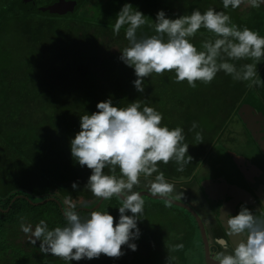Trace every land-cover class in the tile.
I'll list each match as a JSON object with an SVG mask.
<instances>
[{"label": "trees", "instance_id": "obj_1", "mask_svg": "<svg viewBox=\"0 0 264 264\" xmlns=\"http://www.w3.org/2000/svg\"><path fill=\"white\" fill-rule=\"evenodd\" d=\"M54 1L57 0H35V8L26 10L23 0H0V42L6 49L0 55V264H69L50 253H41L40 241L32 245L28 235L20 229L22 218L24 223L33 226V230L40 220L46 221L49 229L65 226L67 222L62 210L65 199L77 203V208H81L79 215L82 218L99 210L109 212L118 223L120 201L117 198L102 200L100 207L92 210L99 202L85 187L92 171L86 166L81 167L74 160L68 152V145L65 146L64 138H60V127L66 125L69 134L74 133L76 136L81 130V116L98 111L96 106L99 102L111 99L113 106L127 107L129 103L141 100L162 113V126L169 129L181 127L184 130V143L189 145L188 154L193 158L192 162L183 172L176 170L178 166L174 161L167 165L159 164L167 182L177 186L197 183L195 179L201 166L227 136V121L237 114L239 105L245 101L249 91L254 93L248 98L257 97L264 102V85L249 88L246 86L247 82L234 81L224 72H219L211 84L205 85L198 81L195 88L190 87L186 81L176 83L174 72H165L163 76L153 74L145 79V90L140 93L134 86L137 79L134 69L119 58L123 48L129 46L125 38L127 26L121 29L118 36L112 31L117 14L125 3H130L134 11L139 10L145 15L147 21L138 29V38L156 34L153 26L157 13L161 10L169 18L175 19L190 15L195 9L203 13L209 8L230 15L232 23L240 26L241 30L247 27L264 36V4L260 8H251L254 9L251 18L242 20L239 8L224 9L222 0H75L81 2L80 10L66 16H47L51 22L58 21L59 27H67V33L64 30V34L60 33L55 37L72 34V37H67V48L51 46L54 64L73 63L75 70L56 72L54 69L48 76H43L40 67L32 70L34 60L26 63V58L16 56L10 47L15 39L23 36L16 35L15 32L20 33L33 22L43 31L42 26L46 22L41 19L46 15L36 7ZM211 36V33L201 28L191 42L199 50L201 41ZM250 62L235 63L239 65ZM257 70L261 79H264V61L257 65ZM51 77L55 78L56 83L51 81ZM18 79L21 88L31 89L35 96L32 101L23 102L20 96L4 91L14 88ZM221 81L226 88L216 91L215 86ZM74 86L78 90L68 96L69 89ZM68 97L71 106L66 102ZM142 107L143 103L141 110ZM193 122L198 127L190 131ZM196 133L202 135L203 143L198 144L195 140ZM57 150L62 153L57 154ZM18 156L30 168L34 178L31 185L24 187L20 184L19 177H15L13 168ZM105 173L110 174L107 168ZM116 174L120 175L119 169ZM154 178L155 174L148 179ZM46 179L51 180V183L48 184ZM73 183H77L79 188L74 190ZM203 184L210 190L211 203L216 209L217 205L225 201L226 195H221L224 192L214 188L212 181ZM147 185L148 181L142 178L141 185L134 191H146ZM38 194L45 198L56 195L59 202L36 205L26 199L27 197L37 203L32 196ZM147 199L156 201L147 204L145 200L144 214L138 221L140 236L131 241L137 244L136 251L124 245V255L119 258H109L102 254L98 259L85 258L72 261L71 264H189L192 259L189 247L193 246L196 237V222L184 212L183 216L175 220L180 229L174 233L173 243L169 244L167 241L173 233L172 228L174 231L172 223L176 212L171 217L164 218V214L171 212V206H166L163 200ZM147 205L150 211L145 214ZM127 214L132 215L131 212ZM184 235L188 245L182 244ZM181 244L183 248L176 247ZM195 247H199V244ZM198 253L202 254L200 248ZM199 255L196 252V258Z\"/></svg>", "mask_w": 264, "mask_h": 264}, {"label": "clouds", "instance_id": "obj_2", "mask_svg": "<svg viewBox=\"0 0 264 264\" xmlns=\"http://www.w3.org/2000/svg\"><path fill=\"white\" fill-rule=\"evenodd\" d=\"M55 2L36 8L47 7ZM222 4L224 9L233 10L241 5L260 8L264 0H222ZM80 5L81 2H78L75 11L81 8ZM75 11L66 14L41 13L45 17L66 16ZM146 22L141 11H134L132 4L125 3L112 28L114 35L118 36L121 29L127 26L125 38L129 46L123 48L119 58L134 69L137 77L134 86L138 92H144L146 78L153 74L163 76L165 72H174L176 83L186 81L192 88L197 86L198 81L205 85L211 84L219 72L231 76L234 81L247 82L249 88L264 85V79H261L257 70V65L264 61V36L247 27L241 30L224 11L209 8L202 13L195 9L190 15L171 19L161 10L153 26L156 34L138 38V29ZM51 23L57 34H64V30L67 33V27H59L58 21L52 20ZM201 28L212 36L202 40L198 50L191 39L196 37ZM54 38L58 37L53 35ZM238 61L251 62L237 65L235 62ZM51 81L56 83L55 78L51 77ZM96 107L98 111L81 116V130L76 136L74 133L69 134L66 125L60 127V138H64L65 146L68 145V152L74 160L81 167L86 166L92 171L85 187L93 196L100 201L113 197L120 201L118 223L109 212L99 210L82 218L77 203L65 199L62 207L67 222L65 226L49 229L46 221L40 220L33 230V226L24 223L23 218L20 224L21 231L28 235L32 245L40 241L41 253H50L69 264L85 258L98 259L102 254L119 258L124 255V245L136 251L138 246L131 241L140 236L138 221L144 214L145 200L134 189L141 185L143 178L148 181L150 191L165 198L166 206H171L169 197L174 192V186L167 182L159 164L167 165L174 161L178 166L176 170L183 172L193 159L188 154L189 145L184 143V130L181 127L169 129L162 126V113L147 103L136 100L127 107H117L109 99L99 102ZM197 127V123L193 122L189 130L194 131ZM68 139H72L71 142ZM195 140L198 144L203 143L202 135L196 133ZM14 165V174L19 177L20 184L24 187L31 185L34 178L24 160L18 156ZM106 168L110 174L105 173ZM117 169L119 176L116 174ZM154 174V179H148ZM72 188L78 189L79 185L73 183ZM26 199L34 204L29 198ZM32 199L59 202L56 195L45 198L38 194ZM128 212L132 215H128ZM227 231L231 236H243L246 239L242 238L238 244H233L230 250L225 248L218 251L214 258L218 264H264V210L255 214L242 205L237 215L227 213ZM176 247L183 248V245Z\"/></svg>", "mask_w": 264, "mask_h": 264}, {"label": "flooded vegetation", "instance_id": "obj_3", "mask_svg": "<svg viewBox=\"0 0 264 264\" xmlns=\"http://www.w3.org/2000/svg\"><path fill=\"white\" fill-rule=\"evenodd\" d=\"M253 93L247 94L244 98L245 101L239 105L237 114L233 115L231 120L228 119L226 124L227 138L225 141L221 140L219 142L218 146L210 153L209 159H207L206 166L211 168L213 176L202 170L203 164L199 170L200 174L198 172L195 179L196 184L184 183L183 186L177 187L178 194L181 197L184 194L186 199L179 200L174 197L175 200L191 205L199 213L209 240L215 245L219 243L218 241L225 240V246H231V238L227 231L225 219L221 220L216 215L214 204L211 203V198L208 196L201 179H204V182L212 181L213 187L222 190L224 193L228 190L232 193L228 188L230 184L238 186L235 189L237 197L232 200V203H230L231 198L227 199L229 195H226L225 201L221 204V213L224 216H227V213H232L235 204L246 199L247 192L254 195L255 193L258 194L257 190H262L260 192L262 197L259 202L264 204V102L257 97L255 99L248 98ZM236 119L239 128L229 127L230 125L234 126ZM169 184L172 185V183ZM189 194H192L193 197H190ZM187 197L190 199H187ZM202 203H204V207ZM263 204L262 207L260 206L262 209L264 208ZM205 210L210 213L213 223L207 221L209 218L205 219L203 217V214H206ZM218 250H220V247ZM202 260L203 256L201 254L197 256L195 264H203Z\"/></svg>", "mask_w": 264, "mask_h": 264}, {"label": "rangeland", "instance_id": "obj_4", "mask_svg": "<svg viewBox=\"0 0 264 264\" xmlns=\"http://www.w3.org/2000/svg\"><path fill=\"white\" fill-rule=\"evenodd\" d=\"M244 10H247V11H244ZM253 11H254V9H251V7H248L246 5H241V7L238 10V12L241 13V19L242 20L250 19L251 18L250 16H251ZM263 15H264V12H263ZM41 21L46 22L44 24V26H42L43 31H41L39 28H37V24L33 22V24L31 26L25 27L20 33H16L15 32L16 35L17 34H22L23 36H22L21 39H18V40L15 39L13 41V45L10 47L11 50L15 52L16 56L22 55L23 57H25L26 58V63H31L34 60V64H33L32 70H35L37 67H40L41 75H43V76H48L49 74H51L53 72L54 69L56 70V72H63V71H66L68 69L75 70L73 63L69 64V65H60V64H58V66L56 68V66H54L55 61H54L53 56L51 55V52H50V48L53 45H55L57 47L67 48L69 46V42L67 40V37H72V34H66V35H64L62 37H58V38H54L53 39V35L57 34V31L55 30L54 25L51 23L50 19L48 17H45V16L42 17ZM19 26H21V25H19ZM238 27L240 28V26H238ZM16 31H18V27H17ZM10 39H11V37H10ZM10 39H9L8 43L10 42ZM90 41H92V40H90ZM5 50H6L5 49V45L0 42V55L4 54ZM106 50H108V49H106ZM115 50H116V48H114V51ZM84 54L88 55V52L84 51ZM95 58H97V57H95ZM98 61H100V59ZM222 88H226L225 85L223 84V81H221L218 85L215 86V90L216 91H219ZM77 90H78L77 86H74V87L70 88L69 91H68V96L70 94H74ZM4 91L5 92H13L16 96H20L21 100L23 102H26V103L28 101H32L35 98V96L32 94L31 89L29 87H25V88H21L20 87L19 79H18L17 84L15 85L14 88H10V89H7V90L4 89ZM250 92H253V91H249V93ZM66 102H68L70 104V106L72 105V103L70 102L69 97H68V99H66ZM31 114H35V113L31 112ZM229 127L234 128V129H238L239 128V123H238L237 119L235 120L234 126L230 125ZM72 139H74V138H72ZM72 139H68V141L71 142ZM222 141H225V140H222ZM57 154L60 155L59 152H57ZM212 161H213V159H212ZM212 161H211V163H212ZM206 164H207V160L205 161L202 170L205 171L206 174H208L210 176H213V174L211 172V168L209 166H206ZM201 181H202V183H204V179H201ZM46 182L48 184H50L51 180L46 179ZM172 185L174 186V192H173L171 197L172 198L175 197L176 199H179V200L186 199V196L184 194H183V197H181L178 194L179 193V191L177 189L178 186L174 185V184H172ZM206 190H207L208 196L211 198L210 190H208L207 188H206ZM146 191L151 192L148 185L146 186ZM260 192H262V190H257V193H258V195L260 196V199H261L262 195L260 194ZM189 196L193 197L192 194H189ZM143 198H144V200H146L147 204L154 203L156 201V200L147 199L149 197H146V196L143 197ZM187 199H190V198L187 197ZM159 200H163V199H159ZM163 201H165V200H163ZM262 204L263 203L258 202L257 205L249 206V207H252L251 210L255 214H259L260 210H264V208L263 209L261 208ZM147 206L148 207L145 210V214L147 213V211H150L149 205H147ZM220 210H221V205H217V207H216L217 214L219 216L223 217V218H226L227 216H224L221 213ZM173 212H176L175 214H177V217H174L175 216V214H174V216H173L174 221L172 223V226L174 225V231H173V228H172V232L173 233H171V238L169 237V240L167 241V243H169V244L173 243V241L175 239L174 235H176L174 233L177 230L180 229V226L176 223L175 220H178V218L180 216H183V213L186 212V211H185V209H182L181 207H178L176 205H171V212L164 214L163 215L164 218L171 217ZM186 213L189 214L188 212H186ZM205 213L206 214H203V217L205 219L209 218V219H207V221L210 222V223H213L212 219L210 217V213L207 212V210H205ZM163 222H165V221H163ZM170 232H171V227H170ZM241 237H243V236H241ZM243 238L246 239V237H243ZM200 240H201L200 239V234H199V231L197 229L196 237L193 240V246L191 245V247H189L191 255H192V259H190L189 264H195V262H196V252L199 255L198 249L199 248L202 249V247H203L202 245L200 246V244H201ZM182 244L188 245V242H187V239L185 238V235L183 237ZM196 244L197 245L199 244V247H195Z\"/></svg>", "mask_w": 264, "mask_h": 264}, {"label": "water", "instance_id": "obj_5", "mask_svg": "<svg viewBox=\"0 0 264 264\" xmlns=\"http://www.w3.org/2000/svg\"><path fill=\"white\" fill-rule=\"evenodd\" d=\"M29 3V4H28ZM78 5V1H73V0H58L55 3L47 6V7H40L38 8L39 11L45 13V12H49L51 14H66V13H71V11H75V8ZM23 6L26 10H30V9H34L35 8V0H23ZM238 186L236 184H230L228 186V188L232 191V193L228 190L226 193L221 194V195H229L227 199H230V203H232V200H234L237 197L236 191L235 189ZM142 197L146 196V197H150V198H154V199H163L165 200V198L154 195L153 193H150L148 191H142L140 192ZM235 193V194H234ZM169 199H171V204H174L178 207H181L182 209H185L186 212H188L192 218L195 220L196 225H197V229L200 232V239H201V245L202 247V256H203V260L202 263L203 264H218V262L215 261V256L217 254L218 251L223 250L225 248H228L230 250L231 246L233 244H238L239 240L238 238L236 239L237 236H231L230 234V242H231V246H225L226 242L225 240H223L222 242L218 241L219 243L217 245H215V243H212L211 240H209V236L208 233L205 229L204 223L202 218L199 216V213L189 204L183 202V201H179V200H175L172 197H169ZM51 200H55V198H51ZM260 196L258 194H254V195H250L248 192L246 194V199L239 201L237 204H235V206L233 207L232 213L231 215H237L240 211V208L242 205L248 207L250 210L252 207L249 206H254L257 205V203L260 201ZM49 201V199L45 200V201H41L38 203H34V204H44L45 202ZM102 200L97 204V206H95L92 210H95L96 208H99L101 205ZM221 211V210H220ZM217 216H219L218 214H216ZM221 218V220L225 219L226 222V226H227V217L223 218L221 216H219ZM220 247V250H218V248Z\"/></svg>", "mask_w": 264, "mask_h": 264}, {"label": "crops", "instance_id": "obj_6", "mask_svg": "<svg viewBox=\"0 0 264 264\" xmlns=\"http://www.w3.org/2000/svg\"><path fill=\"white\" fill-rule=\"evenodd\" d=\"M203 201V200H202ZM202 206L204 207V203H202ZM238 238V240L240 241L243 237L241 236H237L236 239Z\"/></svg>", "mask_w": 264, "mask_h": 264}]
</instances>
